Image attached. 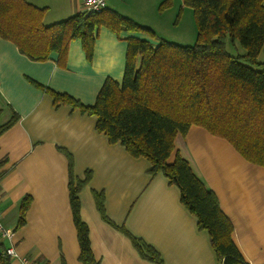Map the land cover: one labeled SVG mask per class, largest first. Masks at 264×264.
<instances>
[{
  "label": "crops",
  "instance_id": "crops-1",
  "mask_svg": "<svg viewBox=\"0 0 264 264\" xmlns=\"http://www.w3.org/2000/svg\"><path fill=\"white\" fill-rule=\"evenodd\" d=\"M26 1L47 9L46 26L82 12V0ZM163 1L106 0V8L149 26L158 37L190 44L196 28L190 24L188 32L178 33L181 21L170 20L180 7L189 18V8L183 0H173L172 7L160 13ZM171 26L175 32L168 39L164 32ZM129 36L157 43L146 34L121 32L117 37L101 28L92 60L87 61L80 41L73 40L65 68L56 65V54L34 62L0 38V126L18 116L0 134V212L3 225L12 231L10 240H0V251L13 248L18 258L39 264H80L70 206L72 180L84 182L77 193L79 217L88 228L98 264H156L144 259L127 235L152 247L162 264H218L208 233L197 227V218L181 203L177 186L162 173L152 176L146 159L133 158L121 144H111L96 130L94 116L68 105L54 106L41 89L93 105L107 78L122 81L124 39ZM230 52L244 53L237 46ZM258 59L264 61V56ZM174 147L170 160L179 154L216 195L245 263L264 264V167L245 161L228 142L200 127L177 136ZM96 195L102 196L105 218L112 224L102 219ZM28 196L25 224L18 228L20 203ZM17 261L12 264H20Z\"/></svg>",
  "mask_w": 264,
  "mask_h": 264
},
{
  "label": "trees",
  "instance_id": "trees-1",
  "mask_svg": "<svg viewBox=\"0 0 264 264\" xmlns=\"http://www.w3.org/2000/svg\"><path fill=\"white\" fill-rule=\"evenodd\" d=\"M164 0L158 12L172 7ZM264 0H183L192 11L196 37L192 45L158 37L114 9L74 14L45 25L46 8L26 0H0V38L16 46L34 62L48 61L65 68L73 40L81 43L87 61L92 60L101 28L117 37L121 32L146 34L156 44L135 36L124 39L126 56L120 83L107 78L91 106L67 94L42 87L54 106L68 105L96 118V130L111 144H121L133 158H144L152 176L162 173L180 190L181 203L197 218L198 228L208 233L218 264H246L232 241L233 226L222 213L216 195L194 176L188 163L174 153L177 136L185 137L193 126L223 139L245 161L264 167ZM183 7L174 19L177 23ZM236 44L243 54H231ZM18 120L0 126V134ZM70 159V158H69ZM71 168V160H70ZM84 182L70 180V206L80 249V264H98L92 254L88 228L79 217L77 193ZM31 198L19 208L17 227L25 224ZM96 207L105 218L104 201L96 195ZM121 230V229H120ZM146 260L162 264L157 252L127 235ZM0 251V264H12Z\"/></svg>",
  "mask_w": 264,
  "mask_h": 264
},
{
  "label": "built area",
  "instance_id": "built-area-1",
  "mask_svg": "<svg viewBox=\"0 0 264 264\" xmlns=\"http://www.w3.org/2000/svg\"><path fill=\"white\" fill-rule=\"evenodd\" d=\"M106 7V0H82V12L88 14L93 12H99ZM12 237L11 229L6 228L2 222V215L0 212V240H10ZM7 255L10 257L9 260L16 261L19 260L20 264H39L32 262L26 258H18L15 250L13 248H8L5 250Z\"/></svg>",
  "mask_w": 264,
  "mask_h": 264
},
{
  "label": "rangeland",
  "instance_id": "rangeland-1",
  "mask_svg": "<svg viewBox=\"0 0 264 264\" xmlns=\"http://www.w3.org/2000/svg\"><path fill=\"white\" fill-rule=\"evenodd\" d=\"M188 10L190 11L191 9L189 8ZM171 17L172 18H170V20H172V22H173L174 17H176V16H171ZM181 17H182V20H181ZM180 21H181L182 27H181V29L178 30V33H180L182 30H184V32H188L190 24H191V26H193L195 28V23H194V19H193L191 11H190L189 18L186 15V13H184L183 15L181 13V16H180L177 24L180 23ZM174 32H175V29L171 26V27L167 28L164 33H166L168 35V39H172ZM194 40H195V38H194ZM194 40L191 41L190 44L188 42H186V43H188L189 45H192L194 43ZM231 46L232 45L230 43H228V45H227L228 49L230 51H233V47H231ZM236 46H237V50L239 49V51H241L242 53L244 52L243 49H241V47H239L238 44H236ZM261 56H263V55H261Z\"/></svg>",
  "mask_w": 264,
  "mask_h": 264
}]
</instances>
